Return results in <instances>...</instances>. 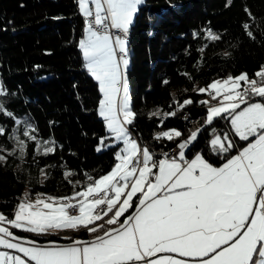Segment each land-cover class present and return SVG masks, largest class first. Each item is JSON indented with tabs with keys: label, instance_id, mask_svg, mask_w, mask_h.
<instances>
[{
	"label": "snow or ice",
	"instance_id": "1",
	"mask_svg": "<svg viewBox=\"0 0 264 264\" xmlns=\"http://www.w3.org/2000/svg\"><path fill=\"white\" fill-rule=\"evenodd\" d=\"M145 2L75 0L83 18L77 47L98 84L97 114L105 129L95 151L110 150L113 163L80 178L61 165L69 192L27 189L11 212L0 210V264H264V64L253 74L218 75L203 86L187 71L178 73L193 81L191 89L182 97L171 93L168 110L148 114L158 118L152 139L173 145L157 154L135 133L138 113L127 74L130 31ZM244 11V35L264 45V28L249 8ZM192 36L205 41L198 49L203 53L224 33L208 26ZM10 95L0 79V117L12 124L0 123V138L10 142L0 144V164L31 153L38 165L62 150L54 136H41L36 124L16 116L5 103ZM194 104L203 110L200 127L182 131L165 124L182 113L189 120L185 109ZM209 128L207 143L218 163L192 152ZM40 171L43 184L48 173ZM53 235L58 239H47Z\"/></svg>",
	"mask_w": 264,
	"mask_h": 264
},
{
	"label": "trees",
	"instance_id": "2",
	"mask_svg": "<svg viewBox=\"0 0 264 264\" xmlns=\"http://www.w3.org/2000/svg\"><path fill=\"white\" fill-rule=\"evenodd\" d=\"M227 3L228 0H146L136 17L129 35L127 71L138 113L135 133L157 154L161 148L168 151L173 145H160L152 139L159 130L158 118L150 119L148 114L157 108L168 110L171 93L182 97L184 89H191L193 81L178 73L187 71L203 86L218 75L253 74L264 64V45L259 39H248L241 27L248 19L244 11L247 7L257 18L259 28H264V0H231L230 6ZM208 26L224 33V38L219 43H209L205 52L199 53L205 41L195 40L192 33ZM82 28L83 18L75 0H0V79L12 93L5 103L18 118L36 124L41 136H54L63 145L55 155L39 158L38 165L31 153L24 161L9 157L7 164H0V210L11 212L25 189L54 196L69 192L61 165L75 170L80 178L85 171L92 175L107 171L113 163L110 150L95 151L105 129L97 114L98 84L84 68L77 47ZM165 78L170 81L168 85L162 84ZM189 94L193 99L200 98ZM185 113L190 121H185L182 113L165 124L182 131L194 124L200 127L203 110L198 105L187 107ZM0 123L12 127L7 117H0ZM223 123L214 126L219 128ZM210 131L209 128L200 134L192 152L202 151L211 162L218 163L207 143ZM5 143L10 142L0 138V144ZM42 168L48 173L43 184ZM79 237L89 238L83 232Z\"/></svg>",
	"mask_w": 264,
	"mask_h": 264
},
{
	"label": "rangeland",
	"instance_id": "3",
	"mask_svg": "<svg viewBox=\"0 0 264 264\" xmlns=\"http://www.w3.org/2000/svg\"><path fill=\"white\" fill-rule=\"evenodd\" d=\"M239 73H241V72H239ZM239 73H237V74H239ZM198 125L199 124H194V125H192L191 127H190V130H195L196 128H198ZM170 148H172V147H170ZM169 148V149H170ZM166 150H168V149H166ZM165 151V150H164ZM26 190V189H25Z\"/></svg>",
	"mask_w": 264,
	"mask_h": 264
},
{
	"label": "crops",
	"instance_id": "4",
	"mask_svg": "<svg viewBox=\"0 0 264 264\" xmlns=\"http://www.w3.org/2000/svg\"><path fill=\"white\" fill-rule=\"evenodd\" d=\"M80 238H82V237H80ZM83 239H87V238H83ZM61 243H65V242H61Z\"/></svg>",
	"mask_w": 264,
	"mask_h": 264
},
{
	"label": "built area",
	"instance_id": "5",
	"mask_svg": "<svg viewBox=\"0 0 264 264\" xmlns=\"http://www.w3.org/2000/svg\"><path fill=\"white\" fill-rule=\"evenodd\" d=\"M191 119H189L188 121H190Z\"/></svg>",
	"mask_w": 264,
	"mask_h": 264
}]
</instances>
